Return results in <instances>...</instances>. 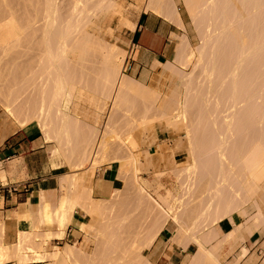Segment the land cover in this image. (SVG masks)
I'll return each instance as SVG.
<instances>
[{"label": "bare ground", "instance_id": "6f19581e", "mask_svg": "<svg viewBox=\"0 0 264 264\" xmlns=\"http://www.w3.org/2000/svg\"><path fill=\"white\" fill-rule=\"evenodd\" d=\"M183 1L198 43L193 45L187 33L177 36L175 58L156 62L162 67L159 78L175 79L169 93L183 88L180 101L171 94L162 96L159 85H145L124 72L129 51L119 31L124 26L135 29L128 10L137 5H126L124 0H0L4 113L20 127L39 125L46 140L56 138L63 147L71 142L75 148L71 152L69 146L68 153L76 158L70 163L79 167L60 176L64 193L57 204L41 191L35 219H31L38 225L37 218L42 220L48 208L46 213L55 215L50 234L61 237L72 222L74 207L79 206L88 216L79 228L93 235L103 251L96 260L71 243L55 246L53 251L38 250L43 243L38 237L45 234L23 224L17 240L8 243L3 223L0 264L10 260L32 264L34 259L52 264H154L148 250L166 227L172 231L169 240L184 248L189 243L197 246L184 264H223V245L264 226V0ZM143 3L146 10L154 9L187 29L176 0ZM85 91L102 94L105 107L109 101L101 132L85 121L86 116L97 115L95 108L75 103L70 109L62 104L65 92L97 103L98 98L85 96ZM158 119L172 127L183 125L190 141L193 161L171 170L180 178L177 195L170 188L168 195L159 192L158 177L165 171L154 174L156 187L139 176L142 152L136 129ZM69 155H65L67 161ZM82 157L90 163L84 170ZM104 160L119 162L118 175L111 195L95 198L93 178L87 172ZM0 179H6L1 166ZM149 186L155 187L153 192ZM118 193L126 195L125 202L116 200ZM171 198L181 206L176 207ZM250 201L253 212L246 208ZM121 206L126 207L121 214L120 209L114 211ZM137 213L147 225L136 226ZM241 214L248 215L246 222L240 221ZM226 218L235 226L222 233L217 224ZM26 249L38 251L26 255ZM247 251L243 247V254Z\"/></svg>", "mask_w": 264, "mask_h": 264}, {"label": "crops", "instance_id": "0c3cea01", "mask_svg": "<svg viewBox=\"0 0 264 264\" xmlns=\"http://www.w3.org/2000/svg\"><path fill=\"white\" fill-rule=\"evenodd\" d=\"M124 2L126 5H137V8L132 6L133 8L130 7L128 10L130 19L136 24L135 29L126 28V32L121 34L129 51L124 72L145 85H149L154 75L160 72V65H156V62L165 63L173 60L179 42L177 36H182L184 33L189 35V32L187 29L184 30L177 26L174 21L164 14L155 12L154 9L146 10L144 8L145 4H141L142 0H124ZM183 20L187 28L186 20L184 18ZM93 111H96L94 113L97 115L89 117L91 120L85 121L89 125L97 126V129H100L104 125L102 124L104 116L101 115L103 112L100 109ZM98 121L100 122L99 125ZM44 136L43 131L37 124L19 126L16 129L9 130L6 125L0 123V166L6 176L5 180H0L4 184L8 183L16 187V190H13L0 186V219L3 221L1 223H5L4 239L8 243L17 240L22 224L25 229H31L33 220L30 219L35 217L31 213L35 212V206L40 202L42 190L47 193L52 203L57 204L59 202L60 176L72 171L70 170L71 163L69 165L67 163L69 158L67 156L66 159L65 155H69V146H71V149L73 148L72 150L69 149L73 152L75 145L64 143L65 149L60 140L53 138L46 140ZM51 139L53 140L51 141ZM184 142V137L162 135L148 138V140L144 138L141 143L139 141L138 151L142 152L139 163L141 167L139 176L151 185H154V174H156L157 169L165 171L168 176H175V173L171 172L174 167L173 160L177 161L181 157L183 149L181 145ZM52 147L53 149H51ZM60 147L61 150L59 151ZM71 156L69 155L70 158L73 157L71 161L74 162L76 155ZM118 169L119 162L117 160L103 162L95 168L93 178V196L95 198H104L111 195L115 187L114 182L117 179ZM172 181L174 183V179ZM79 209L78 207L75 209L72 222L62 240L76 238V235L81 231L79 226L84 221L85 215ZM234 226L235 224L228 218L217 224L222 233L228 232ZM171 235L172 231L166 227L149 248L148 255L154 264L158 263V257L163 256L172 258L164 260L166 263L162 264H179V260L173 257L183 255L185 249L189 247V245L184 249L178 246L166 247L165 245ZM195 247L196 250L197 246L195 245ZM243 247L248 249L245 254H243ZM194 251H191L190 254ZM220 252L223 264H264V226L258 228L253 235H247L244 239H238L236 242L226 243L220 248ZM4 264H14V262L8 261Z\"/></svg>", "mask_w": 264, "mask_h": 264}, {"label": "rangeland", "instance_id": "374dc122", "mask_svg": "<svg viewBox=\"0 0 264 264\" xmlns=\"http://www.w3.org/2000/svg\"><path fill=\"white\" fill-rule=\"evenodd\" d=\"M143 1V0H142ZM176 2H177V4H178V7H179V10H180V12H181V15H182V17L186 20V23H187V30H188V32H189V38H190V41H191V43L193 44V45H196L197 43H198V39H197V37H196V35H195V31H194V27H193V25H192V21H191V18H190V16H189V14H188V11L186 10V6H185V3H184V1L183 0H176ZM117 20H115L114 21V26H116V24H117V22H116ZM126 28H128V27H126V26H124V28L123 29H120V31H119V34L121 35L123 32H126ZM125 65H126V63H125ZM188 69V68H187ZM162 70V67L160 66V71ZM159 74H160V72L159 73H157V74H155L154 75V77L152 78V81H151V83L149 84V85H159V88H160V91H161V94H162V96H165V95H168V94H171V95H173V96H175V97H178L179 99H180V101H182L183 99V97H184V92H183V88H177L176 89V92H174V93H169L170 91H169V88L173 85V83H174V78H168V77H164V78H159ZM160 79V80H159ZM159 83V84H158ZM162 84V85H161ZM168 86V87H167ZM179 89V90H178ZM85 92H87V93H85L84 95L85 96H95L96 98H98L97 99V103H90L89 102V100H87V99H78V96H77V94L76 95H74V96H70L69 94H68V92H65L64 94H63V96H62V104H63V106H68L70 109H72L73 107L72 106H74L75 105V103H80V106L81 107H89V108H95V109H100V110H102V112H103V115H104V121L102 122V124H104L103 125V127L105 126V123H106V121H107V119L106 118H108V108L110 107L108 104H109V101L106 99V102H107V104H106V107L104 106V100H105V98H104V96L101 94V95H98V91H85ZM93 92H95V93H93ZM176 93V94H175ZM91 94V95H90ZM100 94V93H99ZM98 96V97H97ZM101 98V99H100ZM64 99V100H63ZM102 99H103V101H102ZM102 102V103H101ZM82 105H84V106H82ZM1 106H3V105H1V103H0V123L2 122L3 123V121H4V123H3V125H6L7 127H8V129L9 130H13V129H16V128H18L19 126H18V123L17 122H15V120L12 118V117H8V115H6L5 113H4V106L3 107H1ZM106 108V109H105ZM107 111V112H106ZM4 118V119H3ZM89 119V116H86L85 117V120H88ZM12 120V121H11ZM14 124H13V123ZM12 124V125H11ZM10 125V126H9ZM16 125V126H15ZM183 125H181L180 123L178 124V125H174L173 127H172V123L171 124H169L165 119H158L157 121H155V122H153L152 124H146V125H142L140 128H137L136 129V131L137 132H139L140 133V137H139V141H142V139H144V138H149V139H151V138H154V137H156V136H158V135H162V136H171V137H184V144L183 145H181L182 146V154H181V157L176 161V160H173V163H174V167L171 169V170H173V171H175L176 169L178 170L179 168H181V167H183L184 165H186V164H188L189 162H191V161H193V156H192V154H191V152H190V147H189V145H190V141H189V138H188V136H186V130H185V127L183 126ZM12 127H13V129H12ZM103 127H101L100 129H98L97 131L99 132V130H100V132H101V129H103ZM142 128V129H141ZM151 129V130H150ZM177 130V131H176ZM184 130V131H183ZM44 133V132H43ZM100 134V133H99ZM54 139V138H53ZM56 139V138H55ZM71 143V142H70ZM69 142H68V144H70ZM72 144V143H71ZM187 148V149H186ZM85 154H87V152H85L84 153V155ZM89 154V153H88ZM95 154V156L98 154V153H93V155ZM74 155H76V154H74ZM73 154H72V156H74ZM83 155V153H82V156H84ZM87 156V155H86ZM86 156H84V157H86ZM98 156H99V154H98ZM92 157V153H91V155H90V158ZM83 158V157H82ZM84 160H85V162H84V164L83 165H81V169L82 170H84V169H87L88 167H89V164L90 163H88V160H86L85 158H83ZM69 160V159H68ZM105 161V160H104ZM69 163L70 162H72L71 161V158H70V161H68ZM89 162H90V160H89ZM105 162H107V161H105ZM103 163V162H102ZM176 163V164H175ZM101 164V163H100ZM99 164V165H100ZM139 165V164H138ZM98 166V165H97ZM96 166V167H97ZM70 167H71V169H73L74 167H72L71 165H70ZM85 167V168H84ZM96 167H94V168H96ZM78 168L79 167H75L73 170H72V172L73 171H75V170H78ZM139 169H140V166H139ZM93 170V171H92ZM91 171V172H90ZM90 171H88L87 173L92 177V178H94V174H95V169H91ZM140 171H141V169H140ZM158 171H160V170H156L155 172L157 173ZM172 171V172H173ZM92 172H94V173H92ZM92 173V174H91ZM175 173V172H174ZM175 175H177V174H175ZM155 177V176H154ZM177 177H178V175H177ZM176 176H168V174H166V172L161 176V177H158V178H160L161 180L159 181L160 182V187L158 188L159 189V192H161L162 194H164V195H168V188H170V189H172V191H173V194H178L180 191H181V186L179 185L180 183V178H177ZM174 179V183H172L173 180ZM142 181H144V179H141ZM178 180V181H177ZM179 183V184H178ZM154 186L156 187L157 186V184H156V182H154ZM154 187V188H155ZM148 188H150V186L148 187ZM153 188V186H151V188L150 189H152ZM153 188V189H154ZM153 189H152V192H153ZM64 192L63 191H59L58 192V194L61 196V194H63ZM119 194V193H118ZM122 194V193H121ZM121 194H119L120 196H117L116 197V200L119 202V200L121 201V202H119L120 204L121 203H123V202H125V200H126V195L123 193V195L124 196H122ZM119 198V199H118ZM122 198V199H121ZM125 198V199H124ZM171 202H173V204H175L176 205V207H180L181 206V204L180 203H178V201L176 200V198L174 199V198H171ZM177 202V203H176ZM249 206V207H248ZM252 206V201H250V202H248L247 204H246V208L247 209H250V211L251 212H253L254 210H255V208H252L251 207ZM80 208L79 206H76V207H74V210H73V212L75 211V209L76 208ZM120 207V206H119ZM122 207V206H121ZM118 208V207H117ZM114 208V211L116 212V211H118L119 209V211H118V213H120L121 214V212H123L124 211V209L126 208V207H122V209L121 208ZM117 209V210H116ZM79 210H81L82 212H83V210L80 208ZM126 210V209H125ZM48 211H50L48 208H47V210L45 211V212H43V218H42V220L40 219V218H37V219H39L38 220V225H37V223H35V225L36 226H34V221H33V225H32V227H31V229H29V230H31V231H40V232H43L44 234H45V236H42V237H38L39 239H38V241H41V242H43L42 243V247L40 248V249H38V250H41V251H53L54 249H55V246H57V247H60V248H62V247H64L65 246V244L66 243H71V244H73V245H76V246H78V247H81V248H83L84 250H86V251H88L94 258H96V260L97 259H100L101 258V255H100V253L99 252H101L100 251V249L102 248H100V245L98 244V242H97V240H96V238L93 236V235H91V234H87L86 232H84V231H80L76 236V238H71V239H63L62 240V238L64 237V235H65V233H66V230H67V228L68 227H66V229H64L63 230V234H62V236L61 237H57V236H55L54 235V237H52V235L50 234V232L51 231H53L54 229H55V222H54V220H52V217L53 218H55V215H54V213L52 214L51 212H49V214H47L48 213ZM47 212V213H46ZM31 213V212H30ZM84 213V212H83ZM31 214H33V215H36V209H35V212L34 213H31ZM114 214H116V213H114ZM138 214H139V216H138ZM53 215V216H52ZM84 215H85V218L83 219L84 221H87L88 220V216H87V214H85L84 213ZM143 217V220L145 219L144 218V216L143 215H141L140 213H137V214H135L134 215V219H135V222L134 223H137V225L136 226H144V225H147L148 223H146L145 221H143L142 219L140 220V218L139 217ZM139 218V219H138ZM249 217H248V215H246L245 216V218H244V215H242L241 214V216H240V220H243V221H246L247 219H248ZM34 219H35V217H34ZM137 219V220H136ZM28 220V219H27ZM30 220H32V219H30ZM146 220V219H145ZM39 221H40V223H39ZM42 221V222H41ZM51 221H52V223H51ZM137 221H140V222H137ZM1 222H3L2 221V219H0V224H3V223H1ZM71 224V223H70ZM69 224V225H70ZM4 225H5V223H4ZM68 225V226H69ZM131 225V224H130ZM135 225V224H134ZM133 226V225H132ZM22 227L24 228V225H22ZM261 226H259L258 228H260ZM262 227H263V225H262ZM257 228V229H258ZM49 232V233H48ZM52 233V232H51ZM75 233V232H74ZM130 235V234H132V233H127V235ZM50 236H51V238H50ZM57 237V238H56ZM45 241V242H44ZM171 240H169L168 242H167V244L165 245L166 247H169V248H171V247H173V246H178V247H182L183 249H184V247H183V245H181V243L180 242H178V243H176V242H173V241H171ZM155 242V241H154ZM153 242V243H154ZM153 243L151 244V246L153 245ZM212 244H213V242H212ZM211 244V245H212ZM98 245H99V247H98ZM150 246V247H151ZM100 248V249H98V248ZM149 247V248H150ZM185 248H187V247H185ZM195 245L193 244V243H191V244H189V247L187 248V249H185V251H184V253H183V255H181V256H178V257H173L174 259H178L179 260V264H184V260H185V258L190 254V252L191 251H194L195 250ZM34 250V249H26V250H24L23 252L24 253H26V255H33V254H35V251H38V250ZM102 250V249H101ZM103 252V251H102ZM101 252V253H102ZM149 258H150V256H149ZM172 257H170V256H163V257H158V263L157 264H162V263H166L165 261L167 260V259H171ZM151 260V259H150ZM165 260V261H164ZM10 261H13L14 262V264H17V262L16 261H14V260H10ZM8 262V261H7ZM32 264H34V263H40V264H52V262L51 261H46V260H44V261H41V260H39V259H34V260H32V261H30ZM50 262V263H49ZM4 263H6V262H4ZM4 263H2V264H4ZM156 264V263H155Z\"/></svg>", "mask_w": 264, "mask_h": 264}, {"label": "built area", "instance_id": "2783aa9c", "mask_svg": "<svg viewBox=\"0 0 264 264\" xmlns=\"http://www.w3.org/2000/svg\"><path fill=\"white\" fill-rule=\"evenodd\" d=\"M0 186H3V187H7V188H10V189H13V190H16V187L14 185H11V184H4L2 183V181L0 180Z\"/></svg>", "mask_w": 264, "mask_h": 264}]
</instances>
